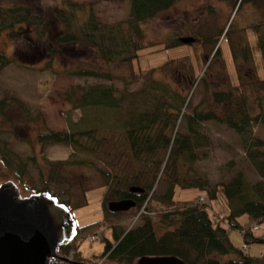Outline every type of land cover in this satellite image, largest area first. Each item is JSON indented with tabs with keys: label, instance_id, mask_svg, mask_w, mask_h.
<instances>
[{
	"label": "rangeland",
	"instance_id": "obj_1",
	"mask_svg": "<svg viewBox=\"0 0 264 264\" xmlns=\"http://www.w3.org/2000/svg\"><path fill=\"white\" fill-rule=\"evenodd\" d=\"M40 1L48 6L60 3L58 0ZM72 1L90 4L97 19L104 23L125 20L130 16V0ZM263 18L264 0L245 2L237 11L229 0H178L158 15L140 22L144 36L139 40L146 47L132 60L102 62L86 48L76 54L58 45V52L52 61L56 70L91 67L109 76L56 72L44 68L45 60L41 59H34L30 64L16 61L7 64L0 69V97L13 96L22 100L26 111L12 110L11 113L19 119L2 123L7 128L0 131V146L8 144L18 152L26 160L29 173L18 180L0 162V182L11 178L26 195L43 185L40 179V172H43V179L51 180L49 187L59 192V199H69L67 204L80 231L74 239L80 250L79 257H93L91 262L99 259L107 242L114 241L113 225L127 229L150 217L156 232L160 233L165 228L159 222L161 211L152 202L147 204L146 213L141 212L138 216L140 207L137 206L117 214L103 209L102 197L106 194L107 183L101 172L132 175L137 170L122 119L127 116L130 107L136 111L151 107L159 96L161 98L158 99L174 111L173 115L179 113L172 119V130L186 132L183 114L192 113L195 108L219 111L221 107L213 102L211 93L232 90L240 101L245 100L248 105V111L253 116L250 123L252 134L264 139V121L260 119L264 101L259 99L264 91L257 87L258 81L264 78V59L256 33L249 28L246 34L252 56L249 64L232 59L229 45L220 33L230 20L242 27ZM53 33L50 30V34ZM205 35L217 39L215 47H220V54L216 58H212L214 48L211 42L204 41ZM182 36H193L195 40L172 46L174 40ZM0 51L13 56L14 42L4 31L0 33ZM93 84H108L117 88L120 92L116 93L122 95L119 107L103 104L76 107L69 101L68 92L72 98L79 97L87 86ZM86 127H95L96 139H89L88 145L96 146L97 153L96 157H92L86 150L78 152L80 157L93 158L88 164L73 162L76 151L69 143L41 144L37 139L38 133L49 129L70 131ZM201 131L207 140L197 150L200 157L192 163L193 170L212 182L228 181L238 170L243 171L251 184L261 179L245 154L241 136L234 129L224 122L204 120ZM72 152L73 156L70 155ZM32 155L36 157V164L29 159ZM67 157L73 159L72 162L62 166H51L47 162ZM188 168L178 159V169L182 174ZM60 169L62 172H59ZM52 176L55 178L52 179ZM156 182V191L162 192L166 181L159 178ZM200 193L195 187H176L174 199L180 205ZM211 211L220 215L227 212L223 194L212 200ZM238 220L247 229L248 239H251L250 230L254 236H264V219L257 222L242 214ZM254 223L258 224V229L251 227ZM94 235L95 239L92 238ZM229 237L235 246L245 245L240 228L230 227ZM247 244L248 251L253 254L264 252V242L249 241ZM212 256L226 260L234 255L213 253ZM100 264L123 263L104 257ZM256 264H264V261Z\"/></svg>",
	"mask_w": 264,
	"mask_h": 264
},
{
	"label": "trees",
	"instance_id": "obj_2",
	"mask_svg": "<svg viewBox=\"0 0 264 264\" xmlns=\"http://www.w3.org/2000/svg\"><path fill=\"white\" fill-rule=\"evenodd\" d=\"M58 1L60 3L55 6H48L40 0H0V33L6 32L14 42L13 56L0 51V69L13 61L30 64L34 59H41L45 60L44 68L56 72L79 76H109L91 67L56 70L52 61L58 52V45L76 54L86 48L102 62L132 60L146 47L139 40L144 36L140 22L158 15L178 0H130L129 18L113 23L98 20L90 4L72 0ZM229 1L236 11L245 2H255ZM249 28L256 33L264 59V18L242 27L230 20L220 33L222 39L227 41L235 62L241 60L249 64L252 61L246 35ZM50 30L54 31L52 35ZM204 41L213 45L212 58L219 56L220 47H215L217 39L205 35ZM182 43L177 38L172 46ZM257 87L264 91V78L258 81ZM116 92L120 91L113 85L93 84L87 86L79 97L72 98L68 92V99L76 107L103 104L117 108L122 95ZM211 95L213 102L221 109L214 111L195 108L192 113L183 114L186 132L172 130V119L178 117L179 113L173 115L174 111L159 100V96L151 107L137 111L129 108L127 116L122 119V125L137 170L132 175H109L101 172L107 183L106 194L102 197L103 209L110 214L118 213L108 210L107 202L111 199L132 198L137 201V207L145 203L146 208L152 202L161 211L159 222L165 228L157 233L150 217H145L142 223L127 229L113 225L115 239L105 244L98 257L106 256L123 264H133L142 255H175L187 264H256L264 261L263 251L253 254L235 246L229 237V228L234 227L242 230L246 245L249 241L264 242V236L252 235L250 227L251 239H248L247 229L238 220L242 214H247L257 222L264 219V139L251 132L253 116L250 115L245 100L240 101L232 90H215ZM259 99L264 101V94ZM16 109L26 111L22 100L13 96L0 97V131L7 128L2 125L3 122L11 123L19 119L15 113L16 116L11 113ZM260 119L264 121V109L261 110ZM204 120L224 122L241 136L245 154L261 179L251 184L246 180L243 171L238 170L228 181L212 182L191 168L194 160L200 157L197 150L207 140L201 131ZM94 133L95 127L70 131L49 129L38 133L37 139L41 144L66 142L76 151L74 160L70 157L56 161L47 160L51 166H62L61 164L72 162L71 160L88 164L97 155L96 146L88 145L89 139L95 141ZM83 150L90 152L92 157H80L78 152ZM73 152L70 155L73 156ZM29 159L36 164L34 155ZM178 159L189 166L185 174L178 169ZM0 162L18 180L28 172L26 160L8 144L0 146ZM51 178L54 179L55 176ZM159 178L166 181L162 192L156 191V181ZM40 179L43 185L37 190H48L60 197L58 191L49 187L51 180L43 179V172H40ZM132 185L142 187V191L132 193L129 191ZM176 187H195L201 193L193 196L190 201L177 205V200L174 199ZM220 194H223L227 204V212L223 215L211 211L212 200L217 199ZM63 201L67 204L69 199ZM144 213L146 212H142ZM104 220H107L106 216ZM251 227L255 229L253 225ZM258 228L259 226L256 229ZM58 250L66 254L72 252L77 259L92 258L79 257L80 250L74 239L61 243ZM213 253L234 256L220 260L213 257Z\"/></svg>",
	"mask_w": 264,
	"mask_h": 264
},
{
	"label": "water",
	"instance_id": "obj_3",
	"mask_svg": "<svg viewBox=\"0 0 264 264\" xmlns=\"http://www.w3.org/2000/svg\"><path fill=\"white\" fill-rule=\"evenodd\" d=\"M188 43L193 36H182ZM130 191L142 187L132 185ZM135 205L132 198L111 199L112 212ZM78 226L70 207L48 190L23 195L18 183L9 178L0 182V264H92L58 252L64 241L73 240ZM136 264H187L175 255H142Z\"/></svg>",
	"mask_w": 264,
	"mask_h": 264
},
{
	"label": "flooded vegetation",
	"instance_id": "obj_4",
	"mask_svg": "<svg viewBox=\"0 0 264 264\" xmlns=\"http://www.w3.org/2000/svg\"><path fill=\"white\" fill-rule=\"evenodd\" d=\"M130 191V190H129ZM140 190H135V191H131L132 193H136V192H139ZM135 200V199H134ZM63 201V200H62ZM136 203H137V201L135 200V205L133 206V207H135L136 206ZM66 254V253H65ZM104 257H106V256H103V257H99L100 258V262L104 259ZM100 262H99V264H100ZM66 264H68V263H66Z\"/></svg>",
	"mask_w": 264,
	"mask_h": 264
},
{
	"label": "built area",
	"instance_id": "obj_5",
	"mask_svg": "<svg viewBox=\"0 0 264 264\" xmlns=\"http://www.w3.org/2000/svg\"><path fill=\"white\" fill-rule=\"evenodd\" d=\"M141 212H145V203L142 205L141 209L138 211L136 216H138ZM243 248H245V246H243ZM97 263H99V262H97Z\"/></svg>",
	"mask_w": 264,
	"mask_h": 264
}]
</instances>
